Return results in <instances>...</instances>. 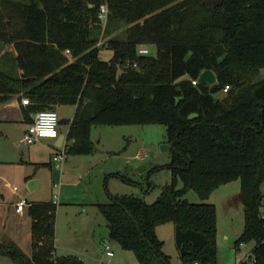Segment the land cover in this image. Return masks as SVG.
Segmentation results:
<instances>
[{
    "label": "trees",
    "instance_id": "trees-1",
    "mask_svg": "<svg viewBox=\"0 0 264 264\" xmlns=\"http://www.w3.org/2000/svg\"><path fill=\"white\" fill-rule=\"evenodd\" d=\"M107 3L106 25L116 19L126 29L107 41L113 54L104 60L98 1L0 0V41L14 46L21 69H0V104L18 98L0 109V121L31 123L38 110L75 104L69 155L93 152V125H165L171 183L152 203L127 194L98 203L109 236L139 264H171L156 227L172 222L183 264H217L216 206L207 199L238 179L245 226L235 245L254 242L253 264H264V0ZM147 45L155 56L139 53ZM204 69L215 84L193 82ZM189 190L201 201H187ZM28 204L32 254L1 235L0 254L14 264H90L55 254L57 204Z\"/></svg>",
    "mask_w": 264,
    "mask_h": 264
},
{
    "label": "rangeland",
    "instance_id": "rangeland-1",
    "mask_svg": "<svg viewBox=\"0 0 264 264\" xmlns=\"http://www.w3.org/2000/svg\"><path fill=\"white\" fill-rule=\"evenodd\" d=\"M99 56L108 60L113 51L107 48L110 38L123 36L126 25L116 19H110L108 25H101ZM104 45V46H103ZM150 55L157 54L155 45H147ZM16 51L11 43L0 41V69L12 76L20 75L16 60ZM221 93L220 95H223ZM56 109V108H55ZM74 107L69 105L67 115L72 116ZM61 116V109L57 110ZM66 115V116H67ZM66 129L65 123L62 124ZM19 129L10 133L9 141L19 151V157L27 160L15 164L13 169H31L29 161H37L35 179L39 183L33 191L28 184L20 180L16 170L10 175L11 186L17 185L19 193L29 192L35 199L52 200L58 195L55 223V254L58 256L73 254L90 264H139L135 252L123 248L110 236H106L113 255L103 249L105 235L95 237V229L106 223L98 203L110 201L111 195H135L146 202H154L163 189L171 183L172 175L169 163L171 150L167 142L166 126L163 124H97L93 125L90 137L94 145L91 153L82 154L80 164L70 167L65 162L61 168L53 161L57 150L48 145L37 143L30 147L19 145ZM2 138L0 143L4 145ZM167 144V149L162 145ZM36 148V152H32ZM12 149H15L12 147ZM30 153L28 154V150ZM51 150L53 151L50 156ZM13 151V150H12ZM35 151V150H34ZM31 154V155H30ZM69 157V156H68ZM32 162V163H33ZM17 173V174H16ZM181 186V182L178 183ZM6 189H8L6 187ZM5 194L10 195L11 191ZM184 198L189 202L201 199L193 190ZM214 203L217 213L216 263L217 264H253L252 248L254 242H243L236 246V239L245 226L244 206L241 201L240 180H232L214 189L207 199ZM264 215V200L260 207ZM158 237L163 241V251L169 255L171 264H183L176 246V226L172 222L156 227ZM24 252L30 254L31 245L22 243ZM251 253V257L249 256ZM9 264H14L8 257Z\"/></svg>",
    "mask_w": 264,
    "mask_h": 264
},
{
    "label": "crops",
    "instance_id": "crops-1",
    "mask_svg": "<svg viewBox=\"0 0 264 264\" xmlns=\"http://www.w3.org/2000/svg\"><path fill=\"white\" fill-rule=\"evenodd\" d=\"M64 54L69 55L70 53H67L66 51H64ZM17 99H18L17 96H14L13 98L10 99L9 102L0 104V109L4 108L5 106L9 104L18 103ZM69 105H73L74 107L72 116H69L66 114L67 108ZM58 109H61L62 111L61 116H60L58 135L56 137L42 138L30 145H26L20 142V138L22 137L24 131L27 129L30 123H26L24 121H0V140H2V138H4L5 140L8 139V141H5L7 143H5L4 145H2L3 143H0V235L2 237H9L13 239L14 241L18 243V245L22 249H23L22 243H25L26 245L29 244L32 246V229H31L32 228V218L28 213L29 204L25 207V209L22 212H17L16 203L22 197L26 198L30 203L31 202H43V201H49V200L35 199L36 196H32L33 198H30L32 194H29V192L19 193L18 191L20 188L17 185L11 186L9 181L6 182V179L10 175L15 174L16 170H19L17 171V173L20 174L21 172V174L18 176V178L20 180H23L24 183L29 184L31 180L35 179L34 178L35 177L34 168H38L40 166V163L37 161L35 162L29 161V163L32 165L31 169H26V167L21 168V170L13 169L15 164L25 163V161L27 162V160L22 157H19L18 149H16V147L10 143L8 137L10 136V133L12 134L18 128L19 133H20L19 138H18V144L20 146L23 145V146L30 147L31 145H35L37 143H40V144L46 143L54 147L57 150L63 143L67 145V133H68L71 120L73 119L75 111H76V105L75 104H60L56 107V110ZM33 114H32V117H33ZM63 123H65L66 125L65 130H63L62 128ZM60 137H63V138L60 141V145H58ZM12 147L15 149H12ZM30 150L31 149L28 150L29 151L28 154L30 153ZM34 150H32V152H36V148ZM52 153L53 151L51 150V152L49 153L50 156L52 155ZM66 162H68V159ZM35 180H37L36 186L33 189H30L28 187V189L31 191L36 189L39 183L38 179H35ZM6 187L8 189H6ZM14 187H17V190H15ZM8 190L11 191L10 195L5 194L6 191ZM101 203H105V202H101ZM102 226L107 227V224L105 223ZM30 251L31 252L28 255L32 254L33 248ZM5 258L6 256L0 254V264H9Z\"/></svg>",
    "mask_w": 264,
    "mask_h": 264
},
{
    "label": "built area",
    "instance_id": "built-area-1",
    "mask_svg": "<svg viewBox=\"0 0 264 264\" xmlns=\"http://www.w3.org/2000/svg\"><path fill=\"white\" fill-rule=\"evenodd\" d=\"M99 2V10H98V19L99 23L101 25H106L108 21L109 16V7L107 0H96ZM97 45H101L100 41ZM67 53H70L69 49L65 50ZM139 53L140 54H149L150 51L147 46H140L139 47ZM136 65V64H134ZM194 83L197 82V80H193ZM229 88V85H225L223 88V92H226ZM23 104H29L28 98H22ZM60 124V116L56 109H42L38 110L33 114L32 122L28 125L27 129L24 131L22 137L20 138V142L26 145H30L42 138L45 137H56L58 135V128ZM68 148L65 143H63L58 149L57 152L53 154V161L55 162L56 166L61 168L63 164L68 159ZM15 190H17V187H14ZM58 195L54 194V197L52 201L57 204L56 198ZM28 205V200L24 197H22L17 203H16V211L22 212L25 207ZM243 243H241L239 246H242ZM103 249L106 251V254L111 256L113 255V251L111 248V245L109 244L107 237H104L103 242ZM249 256L251 257V253H249ZM253 258V262H254Z\"/></svg>",
    "mask_w": 264,
    "mask_h": 264
},
{
    "label": "water",
    "instance_id": "water-1",
    "mask_svg": "<svg viewBox=\"0 0 264 264\" xmlns=\"http://www.w3.org/2000/svg\"><path fill=\"white\" fill-rule=\"evenodd\" d=\"M197 82L198 83H206L208 85H213L217 82V76L213 70L204 69L203 71H201L200 75L198 76ZM62 138L63 137L59 138L58 145H60V141L62 140ZM162 149H167V144H163ZM80 161H81V155L80 154H70L68 157V165L70 167H75V166L79 165ZM36 184H37V180H35V179L31 180L28 184V187L30 189H33L36 186ZM100 234H103L105 236H109L110 229L106 226H99L95 229V237H97Z\"/></svg>",
    "mask_w": 264,
    "mask_h": 264
}]
</instances>
